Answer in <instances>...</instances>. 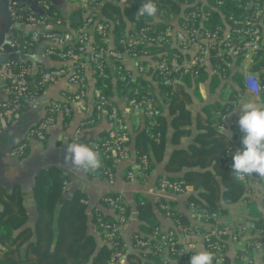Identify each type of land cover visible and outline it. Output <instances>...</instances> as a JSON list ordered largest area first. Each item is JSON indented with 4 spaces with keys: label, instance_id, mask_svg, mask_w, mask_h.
<instances>
[{
    "label": "trees",
    "instance_id": "16d2710c",
    "mask_svg": "<svg viewBox=\"0 0 264 264\" xmlns=\"http://www.w3.org/2000/svg\"><path fill=\"white\" fill-rule=\"evenodd\" d=\"M206 1H209V5H205ZM144 2L146 0L88 1V7L79 8L77 12L84 16L85 12H88L87 15L92 17L89 27H93L90 33L93 44L102 46L105 50L119 51L123 55H127V47L120 40L126 37V34L129 36L147 25L152 27L147 32L150 34L164 30L172 19L180 23L182 14L193 9L196 4L200 8L210 10V16L203 21V25L209 29L223 24L224 15L239 12L236 2L232 0H224L223 6L216 5L214 0H198L195 5L192 0H189V3L184 0H154L158 12L155 17L150 18L137 15L138 8ZM45 3L48 5L45 10L48 17L41 18L46 21L54 22L61 18V24L69 22L72 26H80L84 23L85 17L76 23L73 15L67 21L61 17L58 7L49 2ZM14 5L25 4L14 3L12 6ZM97 23L108 25L109 44L101 42V35L96 29ZM262 25L264 27V18ZM21 36L17 49L26 51L33 43H29V34L17 35ZM148 47L153 49L151 45ZM54 50L55 54L50 55V58L61 60L59 53L63 49L54 47ZM208 53V64L187 72L171 74V79L175 81L173 85L163 83L161 77L151 71L157 82V92L154 90L155 85L153 88L145 76L138 75L133 69H127L119 58L107 60L103 69L105 76L92 69L94 86L100 88L102 94L110 101L112 96H115L123 97L125 103L130 98L147 102L145 105L151 113H143L140 123L133 125L131 132H128L127 128L123 130L126 139L122 144L126 147L132 144L134 160L146 156L149 173L153 168L160 166L162 171L158 178L166 177L178 181L182 187H191L192 193L185 197L186 206L193 203L197 209L227 216L229 205L245 202V223L253 225L250 239L264 242V203H258L251 198L246 182L234 179L231 168L233 155H229L231 150L242 148L239 144V125L226 121L228 114L231 115L234 106L242 99L240 81L243 73L237 67L240 59L234 64H225L223 72L213 73L210 71V65L219 63V59L213 57L212 51ZM92 66L91 64V68ZM250 69L259 70L263 76L264 57L254 61ZM148 72L150 70L144 73ZM37 76L38 72L34 73L29 81L33 83ZM122 76L124 80L121 79ZM201 84L205 85L207 94L211 95L208 100L201 96ZM43 89L44 87L39 89L38 93ZM178 93H181V96ZM26 104L24 103V106ZM109 113L110 106H107L106 116ZM93 115L95 117L96 108ZM183 116L189 118L190 131L175 125ZM68 120L70 119L66 121ZM123 123L125 124L124 121ZM221 128L229 130V137L221 132ZM109 131H101L98 138L107 137ZM26 150L27 148L25 153ZM109 155L110 158L104 160L100 154L107 165L113 164L112 170L115 171L118 153L110 151ZM87 174L94 175L93 172ZM247 178L248 182L254 181V175ZM67 183L69 176L59 167L51 166L37 171L31 189L35 208V218L31 226L28 224L29 216L20 186L14 185L11 192L0 188V247L3 248L0 249V264H109L110 260H117L116 253L123 250L121 235L118 234L112 243L107 242L103 235V227L112 219V215L108 213L102 201L100 203L106 211L93 209L89 215L85 193L75 190L69 195H64ZM133 197L136 217L140 221L134 234L145 239L160 226V218L164 216L165 210L159 207L152 196L136 193ZM159 203L167 204L170 210L177 211L176 201L161 198ZM182 220L185 218L182 217ZM91 224L94 230H90ZM257 231L260 233L255 234ZM220 240L227 242L224 237ZM248 254L253 256L251 248L248 249ZM125 256V264H144L138 251L127 253ZM151 258V264H160L158 257L151 254ZM225 258L224 264H241L239 259L228 254Z\"/></svg>",
    "mask_w": 264,
    "mask_h": 264
},
{
    "label": "built area",
    "instance_id": "2783aa9c",
    "mask_svg": "<svg viewBox=\"0 0 264 264\" xmlns=\"http://www.w3.org/2000/svg\"><path fill=\"white\" fill-rule=\"evenodd\" d=\"M88 1L90 3V1L102 0ZM184 1L189 3V0ZM192 1L195 5L198 0ZM232 1L236 2L239 12H230L227 16L224 15V23L216 25L213 29L203 25V21L210 16V10L200 8L196 4L193 9L182 14L180 23L177 21L175 27L168 26L164 30L161 29L150 34L147 32L152 27L147 25L134 33H130L129 36L125 33L126 37H122L120 41L126 45L127 50L125 52L127 55L111 49L105 50L104 47L92 43L87 31L92 22V17L87 15L88 12H85L84 23L79 27L70 31H59L56 27L61 25V18L54 22L46 21L31 12L26 5L12 6L9 13L14 22L27 23L40 28V30L29 33V43L46 40L57 47H61L63 50L59 56L64 60L71 61L73 69L71 71L58 67L39 69L37 79L31 83L29 78L34 72L29 64L12 59L0 63V80L3 82L5 94V99L0 100V118L11 117L20 111L24 107V103L37 97L39 89L61 77H67L70 83L78 86L79 92L73 98H80L86 88L83 74L86 58L92 63L93 68L99 71L100 75H106L103 69L108 59L119 58L124 64L127 59H130L137 71L144 73L150 70L156 76L161 77L163 83L173 85L175 81L171 79V74L187 72L205 63L208 64L207 60L210 55L208 52L212 51L213 57L218 58L219 63L211 64L210 71L213 73L223 72L225 64H234L236 60L240 59L237 67L243 73L240 81L243 94L250 95L255 100H261L264 96V75L262 76L259 70H251L250 65L264 57V27L262 25L264 0ZM214 2L219 6L224 5V0H214ZM205 5H209V1H206ZM47 8L48 5L43 3V9L47 10ZM107 27L108 25L104 23L96 24V29L101 35L100 40L105 44L110 43ZM21 39L22 36L14 37L12 45L18 47ZM148 45H151L153 49L147 48ZM45 52L47 56L55 54L52 47H47ZM3 54L0 44V58ZM125 67L127 68L126 64ZM121 79L124 80V76ZM262 80L263 83H261ZM94 92L96 111L106 112V107L110 106L108 117L112 123V128L107 137L91 141L90 146L98 151L104 160L110 158V151L118 153L116 162L128 160L130 158L129 151L122 144L126 139L123 131L126 126L121 116L119 117L118 109L109 98L102 94L100 88L96 87ZM145 104L147 102L144 100L136 101L135 98H130L125 103L124 109L138 115L151 113ZM59 114L65 118L70 117L71 106L69 101L64 103L51 102L45 117L28 129L24 141L15 146L11 154L22 156L30 139L43 140L45 129L56 122ZM99 116L100 114H96L95 117L80 122L76 132L79 133L81 127L93 123ZM236 133H238L237 130ZM242 135L241 132L239 135L240 145H242ZM229 155H233V153L230 151ZM104 160H102V167L93 173L112 184L115 178V172L112 170L113 164L112 166L107 165ZM253 175L254 182L259 188V199L264 203V177ZM125 177L129 181H147L150 177L147 157L143 156L130 162L125 171ZM248 181L247 177L243 180L246 183ZM154 188L173 194L187 195L189 186L182 187L178 181L159 177L155 181ZM101 201L112 215V219L103 227V235L106 241L112 243L126 223L127 207L120 193L103 195ZM160 208L165 210L164 216L170 220V227L161 229L160 225L145 239L138 234L133 235V246L140 252L141 261L144 264L152 263L151 254L159 258L160 264H189L194 253L190 251L188 245L193 242L198 244L201 249L214 253L213 264H224L227 254L239 259L241 264H254V256L248 254L250 248L253 255L255 253L261 254L259 264H264V260H262L264 242L250 239L252 237L250 235L252 223L230 226L226 223V216H221L217 212L197 209L193 203H189L186 208L191 217L190 220L185 219L186 221L182 220V216L177 211L170 210L167 204L161 203ZM259 233L260 231L255 232V234ZM222 237L227 238L226 243L220 240ZM120 255L121 252H117V260L112 259L109 264H119Z\"/></svg>",
    "mask_w": 264,
    "mask_h": 264
},
{
    "label": "crops",
    "instance_id": "0c3cea01",
    "mask_svg": "<svg viewBox=\"0 0 264 264\" xmlns=\"http://www.w3.org/2000/svg\"><path fill=\"white\" fill-rule=\"evenodd\" d=\"M44 1L58 7L61 17L67 19V21H69L72 15L78 13L77 10L79 8L85 9L87 7V0H75V3L71 0H37L38 8L45 14L44 17H48L43 9ZM17 3L25 4L29 8L26 2ZM11 4V0H0V44L2 45L3 53L7 54L8 57H10L9 59L28 62L34 73H37L39 69L57 67L71 71L73 69L71 61L62 58L61 60H54L51 59L50 56H47L45 52L47 47H57L49 41L41 40L37 43H33L26 51H22L19 48L17 49V47L12 45V42H6L7 37L10 35L9 32L13 29V40L19 33L29 34L35 29V26L31 24L8 23L9 21L3 17V13H5L4 11L6 8L10 9L12 7ZM38 16L42 17L43 15ZM84 17V14H82L81 20H83ZM172 20L168 22V26L171 28L175 27L177 23V20ZM76 27L79 26H72L69 22H66L65 24L57 26L56 29L59 31H70ZM92 30L93 27L87 29L89 36ZM3 33L4 37H2ZM6 43L8 45H6ZM91 64L92 63L86 58L83 67L86 88L84 94L80 98H73L79 92L78 86L70 83L67 77H61L55 82L46 85L43 91L38 94L36 98L27 102L20 111L14 113L11 117L0 118V188H3L7 192H11L14 185L18 184L20 186L23 202L29 216L28 224L30 226L33 224V219L35 218V208L31 193L32 181L37 171L42 168L56 166L62 169L69 176V183H67L66 189L71 187L85 193L87 197V213L89 215L92 213L93 209H102L106 211L100 203L103 195L108 193H120L127 207V220L120 233L123 241V250L119 256V264H125V255L137 251L132 243V235L140 224V221L136 217L134 194L141 193L149 197L152 196L159 207L161 204L159 203V199L161 198L176 201L177 204L175 209L178 211L179 215L186 220H190L191 217L186 211L187 206L186 202H184L186 195L173 194L154 188L155 181L158 178L157 176L162 171L160 166L151 170L150 177L147 181H129L126 179L125 170L129 163L135 159L132 144L127 147V150L130 152V158L128 160L125 159L116 162L114 167L115 178L112 184L102 177L96 175L89 176L87 173L75 171L64 163L65 149L68 143L80 142L90 146V142L93 139H98V135L101 131H108L112 128V123L109 117L106 116V112L96 111V114H100L99 118L93 123L81 127L79 133L76 132L80 122L94 116V102L96 98L94 90L96 86H94L95 81L92 75L93 66L91 68ZM125 64L129 70L133 69L138 75L145 76L146 80L153 88L155 85L154 90L157 92V82L154 80L151 71L146 74L138 72L137 69L133 67L130 59H127ZM199 90L204 100H208L211 97V95L207 94L204 84L200 85ZM178 94L181 96V93ZM3 99H5V94L3 91V82L0 80V100ZM242 99L254 98L242 93ZM111 100L117 107L122 120L125 122L128 132H131L132 126L140 123L141 115L126 111L124 109L125 102L123 101V97L116 98L112 96ZM66 101H69L71 106V115L69 118H65L63 115L59 114L56 122L45 129V138L43 140L30 139L28 141L26 153L22 156L11 154L12 149L24 141L28 129L39 123L45 117L51 102L64 103ZM257 101L264 102V96H262L261 100ZM237 105L232 109L231 115L228 114L226 117L228 123L238 124L241 113L236 111ZM67 119L70 120L66 121ZM175 125L178 127L183 126L185 131H190V121L187 116L181 117L179 122ZM170 149L171 147L169 146L168 151H170ZM231 152L234 155L236 150H231ZM246 185L248 189L247 192L250 193L251 198H254L260 203L259 188L256 183L252 181L247 182ZM190 193H192V188L189 187L187 194L189 195ZM229 206H235V208L230 211ZM229 206L228 214L225 217L226 223L230 226H237L240 225V223H245L247 220L245 202L234 203ZM108 213L110 212L108 211ZM160 223L161 229L168 228L171 225L170 220L166 219L165 216H161ZM90 228L94 230L92 224ZM0 249L3 248L0 247ZM253 256L254 264H259L261 261V254L255 253ZM19 264L24 263L21 262Z\"/></svg>",
    "mask_w": 264,
    "mask_h": 264
},
{
    "label": "clouds",
    "instance_id": "9594fccd",
    "mask_svg": "<svg viewBox=\"0 0 264 264\" xmlns=\"http://www.w3.org/2000/svg\"><path fill=\"white\" fill-rule=\"evenodd\" d=\"M157 12L154 0H146L138 8L137 15L152 18ZM236 111L241 113L238 125L243 135L242 148L233 155L232 175L238 181L253 174L264 177V103L255 99H241ZM221 132L228 137L230 135L227 128H221ZM64 163L75 171L89 173L99 170L103 162L100 153L93 147L72 142L66 146ZM188 247L194 253L189 264H213V252L201 249L194 242Z\"/></svg>",
    "mask_w": 264,
    "mask_h": 264
},
{
    "label": "water",
    "instance_id": "95a60500",
    "mask_svg": "<svg viewBox=\"0 0 264 264\" xmlns=\"http://www.w3.org/2000/svg\"><path fill=\"white\" fill-rule=\"evenodd\" d=\"M50 1H55V0H50ZM11 2H12V4L11 5H13L14 3H17V2H26L28 5H29V9L32 11V12H34V13H36V14H38V15H45V14H43L42 13V10H40V8H38V2H37V0H11ZM54 5V4H53ZM5 13H3V17H5V19H7L9 22V24L11 23H20V22H14L12 19H11V16H10V13H9V8H6L5 9V11H4ZM73 18H74V20H75V22L76 23H78V22H80V20H81V15L80 14H75V15H73ZM24 24H27V23H24ZM40 30V28L39 27H36L35 26V29L34 30ZM9 30V29H8ZM14 30V29H13ZM13 30H11L9 33H10V35H9V37H7V39H6V42H12L13 41ZM7 31V30H6ZM12 32V33H11ZM2 37H4V33H3V36ZM6 45H8L7 43H6ZM10 57H8V55L7 54H3L2 56H1V58H0V63H5L8 59H9ZM75 189H73V188H68V189H66L65 191H64V194H70V193H72L73 191H74ZM90 230H91V228H90Z\"/></svg>",
    "mask_w": 264,
    "mask_h": 264
},
{
    "label": "rangeland",
    "instance_id": "374dc122",
    "mask_svg": "<svg viewBox=\"0 0 264 264\" xmlns=\"http://www.w3.org/2000/svg\"><path fill=\"white\" fill-rule=\"evenodd\" d=\"M71 1H74V3L76 2L75 0H71ZM262 103H264V102H262ZM234 208H235V206H229L230 211L233 210Z\"/></svg>",
    "mask_w": 264,
    "mask_h": 264
}]
</instances>
